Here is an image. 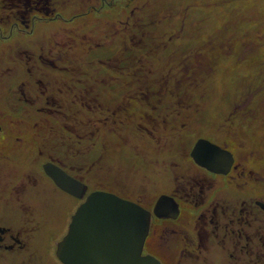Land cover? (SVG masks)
<instances>
[{
  "label": "rangeland",
  "instance_id": "obj_1",
  "mask_svg": "<svg viewBox=\"0 0 264 264\" xmlns=\"http://www.w3.org/2000/svg\"><path fill=\"white\" fill-rule=\"evenodd\" d=\"M59 1L68 3L66 8H58L66 19L86 10L93 11L87 18H75L73 23H65L58 19L35 21L31 34H19L14 31L12 36L4 38L8 35L6 31L3 33L4 36L0 35V66L3 64L16 67V70L9 75V81L13 85L21 80L19 78L22 75L19 67L23 64L12 54L17 45L24 46L27 53H35V55L40 52L48 54L52 50L53 56L62 57L59 66L71 65L77 69L73 72L65 68L68 72H61L62 69L57 68L49 74L56 85L53 90L49 89V94L52 95L50 97L55 100L48 111L54 117L61 119V123L53 121L52 118L51 120L42 118L38 113L37 105L32 108L27 106L28 115L24 122L26 136L30 135L28 132L34 130H42L45 133L53 131L51 135L55 145L59 146V152L63 151L61 145L76 147L73 153L69 152V156L73 158L74 163L85 162L86 165L88 163L85 176L89 183V194L97 191L110 192L131 200L139 199L140 203L146 206L155 198L156 192L158 194L163 189L175 188L174 184H178V180L175 179L186 170L191 175L201 177L200 183L203 188L199 193L200 199L204 200L209 190L208 195H215V199L223 204L226 202L232 205L237 202L236 198L249 197L250 200L264 203V185L257 183L264 182V163L262 164L258 159L264 153L259 154L254 151L251 153L250 150L258 149L262 142L264 145L262 140L264 116L252 120L253 126L246 131L247 133L245 132L247 136L244 131L237 132L240 130L237 127H241L239 121H236L234 131L227 126L231 124L230 116L234 107L239 106L236 105L235 99L249 98L248 104L253 102L249 107L252 108L255 103L260 109V114H264V0L252 3L251 0H107L103 1V4L100 0ZM86 5L88 7L84 9ZM99 6L103 8L100 16L93 13ZM169 9L172 13L166 18ZM186 9L188 14L183 16ZM139 14L145 16L143 20L150 22L151 25L137 28L136 35H142L144 38L148 36V39L144 42L146 43L144 50L136 51L137 47H133L130 42L133 33L127 34L125 31L133 26L132 16L138 18ZM127 16L131 18L130 23L125 28L122 26L121 38L114 39L113 32L103 25L104 21L113 17L125 21ZM98 22L101 25H94ZM85 32H89L94 38H99L103 44L93 49V43L88 45L80 43ZM71 40L79 43L76 49L72 47ZM137 40L138 38L134 36V41ZM84 47L91 52H83ZM5 52L7 55L3 57ZM191 52H195L198 56L193 60L184 58L186 66H191L189 78L182 79V82L171 79L170 75L175 73L171 65L177 64L178 60H182ZM137 53L146 54L147 58L140 62ZM113 57L116 59L111 60ZM146 61L149 63H144ZM127 63H132L133 66L127 68L131 69L130 73L134 75L131 77L132 80L134 78L137 81L141 80L139 87L151 78V90L154 93L165 88L168 97L165 99H169L167 104L164 100L155 109L148 103L152 92L140 90L148 98L142 96L140 92L137 94L136 90L139 87L132 86V83L127 85L134 87L133 89L128 88L126 92L122 90L123 84H118L116 75L123 72L128 74L129 71H117L108 67L116 68L117 64L122 67ZM99 70L101 73L98 74ZM170 72L172 74H168ZM95 86L98 87L92 89ZM177 89L180 91L179 94ZM134 93L139 96L138 108L144 105L145 110L153 112V117L161 121L159 129L168 126L166 131L169 129L170 133L161 137L157 130L158 134L155 131V135L149 137L145 133L135 135L136 133L124 128L116 133L108 126H106L107 135L101 134L97 137L89 133L88 128L98 130L97 126H102L104 121L108 122L112 117L111 108L115 105H112V102L105 105L103 101L114 98L119 100L126 94L134 95ZM162 93L164 94L163 91ZM125 102L127 103L126 99L122 98L120 103ZM2 103L3 100L0 99V105ZM238 108L240 109V106ZM139 111L144 113L141 108L138 109V113ZM165 117L166 122H163ZM246 120H248L246 124L249 125L250 120ZM151 123L152 121L142 125L147 127ZM138 124L141 125L139 122ZM241 129L243 130L242 127ZM109 133L114 139L109 137ZM186 134H190L192 138H182ZM178 137L180 143L176 141ZM115 138L118 140L115 141ZM199 139H205L233 155L235 169L231 173L234 176L232 181L233 185L240 183L239 188L233 186L231 192L227 191L228 188L224 187H228L226 179L228 175L222 176L208 171L193 161L191 151ZM181 141L190 144L188 156L192 164L186 160L188 158L186 151L184 152L185 144ZM26 145L33 144L29 142ZM87 147L89 153L80 152L82 148L87 149ZM175 149L181 150L180 156L176 158L177 160H172L170 157ZM48 157V153H42L40 161L46 163ZM243 167L245 169L241 170ZM198 171L200 173L193 174ZM204 171L210 172L214 177H210V174ZM240 171L242 173L237 174ZM43 172L46 174L44 166ZM80 172L84 176L82 171ZM203 176L213 179V184L221 188L218 190L207 188V183L203 186ZM237 177L241 180L236 181ZM84 187L82 184L83 190ZM177 215L178 213H175L172 219L177 218ZM162 218L161 220H165ZM187 224H189V212L182 211L176 226L184 227ZM263 226L264 212L260 213L259 217L250 218L249 229L246 231L257 237L248 241L249 254L244 250H238L237 246L233 248L228 241L220 245L222 242L219 239L212 243L202 241L201 236L197 238V248L200 246L198 258L194 256L198 252L195 249L197 239L192 240L189 237L185 242L179 241L178 251L171 254L168 251V257L156 242L150 247L146 245L144 252L153 254L163 264H177L176 256L178 264H207L206 259L211 262L212 258H217L221 264H248V261L252 260L257 262L258 255L260 260L264 258V248L261 246L264 236H258L264 235ZM240 242L243 246L247 241L240 240ZM227 246L229 251L226 249ZM230 252L233 254L232 258L229 256ZM260 264H264V260Z\"/></svg>",
  "mask_w": 264,
  "mask_h": 264
},
{
  "label": "flooded vegetation",
  "instance_id": "obj_2",
  "mask_svg": "<svg viewBox=\"0 0 264 264\" xmlns=\"http://www.w3.org/2000/svg\"><path fill=\"white\" fill-rule=\"evenodd\" d=\"M7 1V5L13 7L14 13L10 17L9 13L5 11L8 7L0 6V35L4 36L3 33L8 32L4 38L12 36L14 31L19 34H31L35 21H51L53 19L44 17L35 20L36 17H30L31 13L35 11L46 13L51 10L48 7L49 4L42 5V2H46V0ZM102 44V42L94 44L93 49L99 48ZM17 47L12 54L17 56L18 61L23 64L19 67L22 74L19 78L21 80L13 85L9 81V75L16 70V67L3 64L0 66V99L3 100L0 105V264H65L57 255V247L68 233L77 208L89 195V183L85 176L88 163L86 165L85 162H73L69 152L73 153L76 147L73 148L72 145L64 147L61 145L60 148L64 152H59V146L55 145L53 135H51L53 131L45 133L42 130H34L28 132L30 135L26 136L24 122L28 115L26 107L32 108L37 105L38 113L42 115V118L46 120L52 118L53 121L61 123V119L54 117L48 111L55 100L50 97L52 95L49 94V89L53 90L56 85L53 77L49 74H52L53 70L57 68H61V72H68L65 68H69L73 72L77 69L71 65L59 66L62 63V57L60 55L53 56L52 50L48 54L40 52L35 55V53H27L24 46L17 45ZM6 55L7 52L3 57ZM113 58L111 60L116 59V57ZM102 66L104 67V65ZM99 73H101L100 70ZM100 95L102 96L101 93ZM98 101L100 100L98 99ZM105 126L106 122L104 121L103 135ZM71 135L72 133L70 137ZM29 142L33 145L27 146L26 143ZM81 150L80 152L83 154L89 153L88 147ZM42 153L49 155L46 163L51 162L60 167L69 177L85 186L84 190L81 189L82 198L65 192L43 172V166L46 163L40 161ZM234 167L233 163L227 174L228 178L226 177L228 187H224L228 188L227 191L230 192L231 187L239 188L240 185V183L233 185L234 176L231 173H233ZM244 169L243 167L241 170ZM196 173L200 172L193 174ZM207 173L210 174V177L212 176L210 172ZM240 173L242 171L237 174ZM187 174L182 173L179 175L181 177L175 179V181L178 180V184H174L175 188L163 189L158 194L156 192L155 198L150 200L146 206H143L139 199L131 200L115 194L143 207L150 213V226L142 255H151L159 260L153 254L144 252L146 245L150 247L153 242H156L168 257V251L171 254L179 250L180 240L185 242L188 237L196 240L199 236L202 241H211L212 243L219 239L222 242L220 245L228 241L233 248L237 246L238 250H244L249 254L248 241L256 238L257 235H250L246 230L249 229L250 218L259 217L260 213L264 212V203L250 200L251 197L247 199L235 197L236 203L231 205L225 202L223 204L215 199V195H208V189L205 199H200L199 193L203 188L200 183L201 177H193V175L187 177ZM203 179V186L207 183V188L216 190L221 188L213 184V179L205 176ZM240 180L237 177L236 181ZM257 183L264 185L262 181ZM162 195L169 197L170 200L163 205V218H158L154 215V209L158 198ZM182 211L189 212V224L179 227L176 224ZM175 213H178L177 218L172 219ZM161 218L165 220H161ZM258 236L263 237L264 235ZM240 240L247 242L241 246ZM197 244L198 239L195 242V249L198 252L194 255L198 258L200 246L197 248ZM261 246L264 248V242H261ZM226 249L229 251V246ZM260 252L263 253V251ZM229 256L232 258L233 254L230 252ZM263 260L264 258L260 260L258 255L257 262L252 260L253 262L248 261V264H260ZM206 261L207 264H221L217 258H212L211 262L207 259ZM160 263L163 264L161 261ZM176 263L178 264L177 256Z\"/></svg>",
  "mask_w": 264,
  "mask_h": 264
},
{
  "label": "water",
  "instance_id": "obj_3",
  "mask_svg": "<svg viewBox=\"0 0 264 264\" xmlns=\"http://www.w3.org/2000/svg\"><path fill=\"white\" fill-rule=\"evenodd\" d=\"M193 161L208 171L227 175L233 155L217 145L199 139L192 148ZM44 171L65 192L82 198V184L65 176L60 168L45 164ZM161 196L154 214L164 216L159 208L168 203ZM150 226V213L139 205L103 191L92 192L73 216L68 233L57 247L65 264H161L151 255H142Z\"/></svg>",
  "mask_w": 264,
  "mask_h": 264
},
{
  "label": "trees",
  "instance_id": "obj_4",
  "mask_svg": "<svg viewBox=\"0 0 264 264\" xmlns=\"http://www.w3.org/2000/svg\"><path fill=\"white\" fill-rule=\"evenodd\" d=\"M12 1H15L16 2L18 0H11V2ZM21 1L30 2L31 0H21ZM100 1L102 3L103 1L106 2L107 0H100ZM7 2H8L7 0H0V6H3V5L7 6L8 9H5V11L9 13L10 17H12V15L14 13V9H13L12 6L7 5ZM114 3H117V1H114ZM114 3H113V5H114ZM47 4L50 5L48 7H49V9H51L49 12H46V13L40 12L39 13L38 11H35V12L31 13L30 17L31 18L32 17H36L35 20H39L37 18H44V17H48L49 18L50 17V18H53V19H51V21H55L56 19H58V20H61L62 22H65V23H73V20L75 18H78V19H80V18H87V17H89L91 15V12L93 11V10H90V11L89 10H86V11H84V13H80V14H77L75 17L72 16V17L66 19L62 15L63 12L60 11V10H58V8H60V7L61 8H66L68 6V3H65V2H62V1H59V0H46V2H42V5H47ZM87 7H88V5H86L84 7V9L87 8ZM102 11H103V8L101 6H99V7H97V9L93 13L94 14H97L98 16H100V14L103 13ZM114 11H116V9ZM184 11H185V14H183V16L186 15V14H188L187 13L188 12V9H186ZM171 13H172V11H171V9H169L166 12V18H169L170 15H171ZM41 16H43V17H41ZM134 17H136V18H134ZM132 18H133V26L130 29H126L125 33H127V34H132L133 33V35L131 37V40L132 41H130V42H131V44H132L133 47H137L135 49L136 51H141V50H144V47H146V43H144V42H146V39H148V36H145V38H144V36H142V35H140V36L136 35L137 28L138 29H139V27H143L144 28V27L150 26L151 24H150V22L147 23L146 20H143V18H145V16H141L140 14H139L138 18L135 15L132 16ZM130 19L131 18L128 17V16L126 17L125 21L124 20H121V19H118L116 17L107 18V20L104 21L103 25L104 26H107L109 28L110 32H113L114 39L115 38H121V36H120L121 28H122V26L125 28V26H127L130 23ZM143 21L145 23H143ZM94 25H101V24L98 22V23H96ZM141 32H142V30H141ZM141 34H146V33H141ZM134 36H136L138 38L137 41H134ZM158 41L162 45L161 39H159ZM79 42L82 43V44L85 43L87 45L93 43V45H94V44L101 43L102 41L99 38L97 39V38L92 37L91 34H89V32H85L84 35H82V40L79 41ZM70 43L73 44L72 47H74L75 49L79 45V43L78 42H74V40H71ZM83 52H89V51H87V49H85V47H84ZM136 55L140 59V62H142L143 59L147 58V55L146 54H138L137 53ZM196 56H198V55L195 52H191L190 55L184 56L182 60H180V61L178 60V63L177 64L171 65L172 66V69H174V72H175L173 74H172V72L168 73V74H172V75H170V76H172L171 79L177 80V82H182V79L185 80L186 78H189V75H190L189 73H191V66H186L185 59H191V60H193L194 57H196ZM112 59H114V58H112ZM144 63H149V61H146ZM72 64H74V63H72ZM131 64L130 63H127L126 66H123L122 65V67L117 64V66H116L117 67V69H116L117 71H123V70L124 71H129L128 74L126 72H123V73H119V74L116 75V80H117L118 84H123L122 90H124L125 92H126V90L128 88L133 89L134 87H132V86H138L139 87V85H141L140 84L141 80L137 81L136 78H134V80H132V78H131L134 75H132L130 73V72H132L131 69H127L128 67H133V66H131ZM189 64L193 65L192 62H189ZM149 67H151V66H149ZM197 67L199 68V66H197ZM108 68L115 69V68H112V67H108ZM151 68H153V67H151ZM193 68L195 69V65L193 66ZM184 75L186 76L185 78H184ZM212 78H213V76H212ZM149 79L151 80V78H149ZM160 79H162V76H160ZM150 80H147L148 82L145 83L144 85L140 86L139 89L136 90V91H138L137 94H139L140 90L152 92L150 94L151 95V98L148 99V101H149L148 103H150V105H153V107L156 109V107L158 108L159 105H161V103L164 100L166 101V104H167V102H168L169 99H165V98H168V97H166L167 93H166L165 88H163L161 91H157V92L154 93L151 90L152 82H150ZM130 81H132V82H130ZM130 83H132V86H128L127 85V84H130ZM196 84H197V82H196ZM97 87L98 86L92 87V89H95ZM162 91L164 92V94L162 93ZM122 92L120 94H122ZM179 92H180L179 89H177V93L178 94H179ZM140 93H141L142 96L147 97V96L143 95L142 92H140ZM137 94L136 93H134V95H132V94L127 95L126 94L125 96H122V98H125L126 99L127 103L126 102L125 103H120L121 100H122L121 97H120L119 100L116 99V98H114V100H105L104 101L105 105H109V102H112V105H115V106H112L113 108H111L112 111L110 113V115H112V117H114L115 119L111 117L112 120H108V122H106V126H108L111 130L112 129L115 130V132L116 131L121 132V129L124 128V129H127L128 131H130L132 133H136L135 135H138L137 133H145L149 137H150V135H155V131L157 132V130H158L159 135L161 137L164 136V135H167L168 133H170L169 129H168L169 132L166 131L167 128H168V126L165 129H162V128L159 129L160 122H161L160 119L154 118L153 117L154 116L153 115V112H150L149 110H145V106L144 105L141 104L142 107H140L142 110H144L143 111L144 113H142L140 111L138 113V109H140V108H138L139 107V104L137 105V98H139V96H137ZM185 100H186V98H185ZM235 101H236L235 102L236 105L239 104L240 109L238 108L239 106L238 107H234V111H233V113L230 116L231 124H227V126H230L231 127L230 129H232L234 131L235 130V127H236L234 125L236 124V121H239L240 124H241V127L243 128V130L241 129V127H237L238 129H240V130H237V132L240 133L241 131H244V133H245L246 131H248L253 126L252 120L253 119H257L258 117H262V116H264V114L263 115L260 114V109H258V107H257V105L255 103H254V105H253L252 108L249 107V105H252L253 104V102H251V103L248 104L249 98L235 99ZM166 110H167V108H166ZM82 117H84V116L82 115ZM251 117H252V119H251ZM246 119H249L250 120L249 121L250 122L249 125L246 124V122L248 121ZM137 121L139 123H141V125L138 124ZM151 121H152V123H151L150 126H147L146 125L147 127H145L144 125H142L144 123H148V122H151ZM163 122H166V117L163 119ZM152 125H155L157 128H155V126L152 127ZM106 126H105V129H104V135L106 134V130H107V127ZM82 127H84V126H82ZM96 128L98 130H93L92 128H88V129H89V133L90 134H92V135L95 134L98 137V136H100L102 134L103 128L100 125L97 126ZM158 132H157V134H158ZM252 132L255 133L254 131H252ZM110 134L111 133H109V137L111 136ZM247 135L248 134H246V136ZM263 135H264V131H263ZM185 137L186 138H192V136L190 134H186V135H183L182 136V138H184V139H185ZM110 138H112V137H110ZM112 139H114V138H112ZM117 140L118 139L115 138V141H117ZM171 140H173V139H171ZM262 140H264V136L262 137ZM262 140H261V142H262ZM176 141H177V143H180V137H178V140H176ZM181 142H183V144H185L184 152L186 151L185 153H186V156L188 158L186 160H188L191 163L190 158L188 156V153H189L188 152V148H189V145L190 144H186V143H184V141H181ZM112 144H115V143L112 142ZM93 145H96V144H93ZM250 150H252L251 153L254 151L255 153L263 154L264 153V145H263V142L260 144V146L258 147V149H250ZM179 152H181V150L179 151V150H176L175 149V151H173V153H172V157H170V158L172 160H177L176 158L180 156V153ZM257 156L258 155H256V157ZM258 159L261 161L262 164L264 163V155L262 157L258 158ZM204 172H206V171H204ZM184 173H188L187 174V177L192 176V175H189L191 173L190 172H187L186 170H185ZM179 177H181V176H179ZM193 177H196V176L193 175Z\"/></svg>",
  "mask_w": 264,
  "mask_h": 264
},
{
  "label": "bare ground",
  "instance_id": "obj_5",
  "mask_svg": "<svg viewBox=\"0 0 264 264\" xmlns=\"http://www.w3.org/2000/svg\"><path fill=\"white\" fill-rule=\"evenodd\" d=\"M257 1H261V0H251L250 3H252V2H257ZM215 17H217V15H215ZM56 167H57V166H56ZM58 168H59V167H58ZM60 170L63 172V174H64L65 176H68V175H67V174H66L61 168H60ZM68 177H69V176H68ZM50 178H51V177H50ZM51 179H52V178H51ZM109 193H110V192H109ZM112 194H113V193H112ZM162 196H165V195H162ZM160 197H161V196H160ZM160 197H159V198H160ZM159 198H158V199H159ZM156 205H157V204H156ZM163 205H164V204H162V207L159 205V208H160V209H163V207H164ZM140 207H141V206H140ZM141 208H143V207H141ZM143 209H144V208H143ZM144 210H145V209H144Z\"/></svg>",
  "mask_w": 264,
  "mask_h": 264
}]
</instances>
